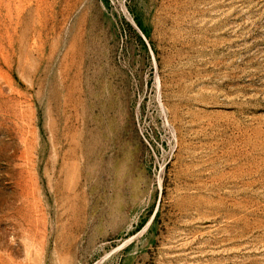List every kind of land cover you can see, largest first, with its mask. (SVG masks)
Here are the masks:
<instances>
[{
	"label": "rangeland",
	"instance_id": "1",
	"mask_svg": "<svg viewBox=\"0 0 264 264\" xmlns=\"http://www.w3.org/2000/svg\"><path fill=\"white\" fill-rule=\"evenodd\" d=\"M0 264H264V0H0Z\"/></svg>",
	"mask_w": 264,
	"mask_h": 264
}]
</instances>
